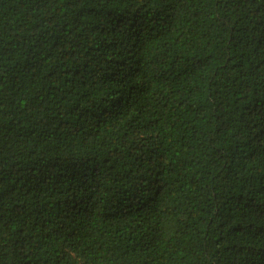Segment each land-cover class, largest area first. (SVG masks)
<instances>
[{
  "label": "trees",
  "instance_id": "16d2710c",
  "mask_svg": "<svg viewBox=\"0 0 264 264\" xmlns=\"http://www.w3.org/2000/svg\"><path fill=\"white\" fill-rule=\"evenodd\" d=\"M0 264H264V0H0Z\"/></svg>",
  "mask_w": 264,
  "mask_h": 264
}]
</instances>
